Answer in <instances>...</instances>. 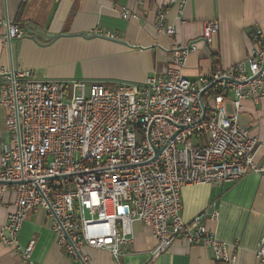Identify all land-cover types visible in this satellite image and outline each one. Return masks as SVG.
Here are the masks:
<instances>
[{"label": "built area", "instance_id": "2783aa9c", "mask_svg": "<svg viewBox=\"0 0 264 264\" xmlns=\"http://www.w3.org/2000/svg\"><path fill=\"white\" fill-rule=\"evenodd\" d=\"M119 14L140 18L127 8ZM165 18V12L158 15L156 30L174 36L176 27H165ZM6 25L3 41L11 49L24 33ZM219 30L218 21L206 22L202 42L211 44ZM251 39L243 62L215 65L210 77L196 81L184 68L197 43L174 46L165 73L139 85L38 79L13 63L0 69V108L9 133L0 154V206L13 204L0 244L24 264H36V241L23 247L18 236L27 212L43 209L58 245L80 264H92L81 251L85 246L108 251L119 263L122 248L133 242L135 222L152 229L155 255L181 239L211 249L216 263L234 262L237 245L218 240L206 214L185 222L182 190L264 174V159L256 160L258 139L239 124L243 101L264 104L263 31ZM217 216L216 209L210 219ZM259 244L256 257L264 264V238Z\"/></svg>", "mask_w": 264, "mask_h": 264}, {"label": "crops", "instance_id": "0c3cea01", "mask_svg": "<svg viewBox=\"0 0 264 264\" xmlns=\"http://www.w3.org/2000/svg\"><path fill=\"white\" fill-rule=\"evenodd\" d=\"M137 13V20H124L119 9ZM166 13L164 25H174V36L158 33V15ZM218 21L220 32L211 44L202 42L206 22ZM7 22L17 25L24 36L4 44ZM50 38L28 35V27ZM264 33V0H0V69L12 63L34 72L38 79L63 81L144 83L154 74L165 73L176 45L197 43L184 75L191 81L210 77L215 65L224 69L243 62L252 48V34ZM112 33L117 40L95 33ZM52 36V37H51ZM3 82L0 80V88ZM231 111V107H229ZM7 113L0 108V154L9 143ZM239 124L250 130L260 145L257 162L264 159V104L246 99ZM185 222L206 214L205 224L216 238L237 245L232 263H216L213 251L177 240L155 255L157 241L152 229L133 224V242L122 248L119 263L105 250L89 246L81 250L92 264H258L256 253L264 238V174H249L222 186H186L182 190ZM218 210V216L210 214ZM12 202L0 206V230L7 223ZM19 243L36 241L32 260L36 264H80L58 245L43 209L28 211ZM0 264H24L11 247L0 244Z\"/></svg>", "mask_w": 264, "mask_h": 264}, {"label": "water", "instance_id": "95a60500", "mask_svg": "<svg viewBox=\"0 0 264 264\" xmlns=\"http://www.w3.org/2000/svg\"><path fill=\"white\" fill-rule=\"evenodd\" d=\"M27 33L28 35H34L36 38H50L45 32L36 30L32 26L28 27Z\"/></svg>", "mask_w": 264, "mask_h": 264}]
</instances>
